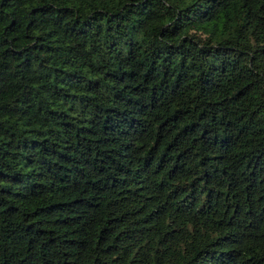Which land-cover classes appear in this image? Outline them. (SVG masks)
<instances>
[{"label": "trees", "instance_id": "16d2710c", "mask_svg": "<svg viewBox=\"0 0 264 264\" xmlns=\"http://www.w3.org/2000/svg\"><path fill=\"white\" fill-rule=\"evenodd\" d=\"M0 264H264V0H0Z\"/></svg>", "mask_w": 264, "mask_h": 264}]
</instances>
